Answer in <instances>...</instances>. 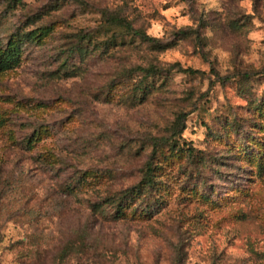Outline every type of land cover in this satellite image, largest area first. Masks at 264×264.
Masks as SVG:
<instances>
[{
  "label": "rangeland",
  "instance_id": "obj_1",
  "mask_svg": "<svg viewBox=\"0 0 264 264\" xmlns=\"http://www.w3.org/2000/svg\"><path fill=\"white\" fill-rule=\"evenodd\" d=\"M174 63L204 74L134 90ZM178 109L196 158L164 148L158 211L112 202ZM0 264H264V0H0Z\"/></svg>",
  "mask_w": 264,
  "mask_h": 264
},
{
  "label": "trees",
  "instance_id": "obj_2",
  "mask_svg": "<svg viewBox=\"0 0 264 264\" xmlns=\"http://www.w3.org/2000/svg\"><path fill=\"white\" fill-rule=\"evenodd\" d=\"M105 18L108 24L122 28L125 32L140 38L142 41L150 43L152 46L158 48L166 47L160 44L158 38L150 36L143 28H135L131 22L127 21L126 18L117 13L109 12L105 15ZM186 32L187 31H181L180 34L186 35ZM193 34H195L196 39L200 41L199 31L195 29ZM81 37L86 39V41H92V35L89 33L81 35ZM172 68H176V71L187 73L189 75L204 74V71L191 67L184 68L178 63L168 66L157 64H149L144 67L136 66L130 69L129 72H139L142 74V78L135 85L134 90H137L141 95L149 92L150 86L142 84V81L148 77L161 74L164 71H169ZM214 76H216V79L210 80V84L215 81H218L221 84L225 81H229L228 76L220 77L218 73H214ZM188 114L189 112H185L183 109H178L174 119L167 128L168 135L151 138V150L145 162L140 180L135 185L117 191L109 196V199L112 202L122 201L127 197H132V199L134 198V203L137 202L136 210H139L140 213L151 214L158 211V208L163 202L164 192L162 186H157V178L159 174L157 171L162 168V163L160 162L159 157L164 154V148L168 149L170 153H175V155L183 152L186 157L191 159L196 158V154L200 152L182 139V133L186 128L185 121ZM118 205L120 204L118 203Z\"/></svg>",
  "mask_w": 264,
  "mask_h": 264
}]
</instances>
